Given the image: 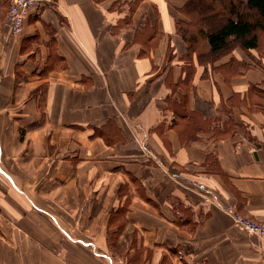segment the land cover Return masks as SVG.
Here are the masks:
<instances>
[{
  "label": "crops",
  "instance_id": "crops-1",
  "mask_svg": "<svg viewBox=\"0 0 264 264\" xmlns=\"http://www.w3.org/2000/svg\"><path fill=\"white\" fill-rule=\"evenodd\" d=\"M185 5L55 0L12 35L0 0V264H264L216 206L264 223V40L212 58Z\"/></svg>",
  "mask_w": 264,
  "mask_h": 264
},
{
  "label": "trees",
  "instance_id": "trees-1",
  "mask_svg": "<svg viewBox=\"0 0 264 264\" xmlns=\"http://www.w3.org/2000/svg\"><path fill=\"white\" fill-rule=\"evenodd\" d=\"M234 2L222 6L223 13H216L213 6L203 0H186L185 11L192 15L195 31L191 35L193 39L199 37L206 41L212 58L237 47L257 49L259 35L264 36V0ZM187 30L183 29L185 33Z\"/></svg>",
  "mask_w": 264,
  "mask_h": 264
},
{
  "label": "built area",
  "instance_id": "built-area-1",
  "mask_svg": "<svg viewBox=\"0 0 264 264\" xmlns=\"http://www.w3.org/2000/svg\"><path fill=\"white\" fill-rule=\"evenodd\" d=\"M7 3L8 27L12 35H18L21 33L24 22L32 9L53 5L55 0H7ZM204 199L211 202L207 196H204ZM216 206L219 207L235 225L264 243V223H258L240 215L230 205Z\"/></svg>",
  "mask_w": 264,
  "mask_h": 264
},
{
  "label": "rangeland",
  "instance_id": "rangeland-1",
  "mask_svg": "<svg viewBox=\"0 0 264 264\" xmlns=\"http://www.w3.org/2000/svg\"><path fill=\"white\" fill-rule=\"evenodd\" d=\"M205 3L207 4H211L214 8V11L216 13H223L222 10V6H228L230 2H234V0H203ZM235 3V2H234ZM259 41H263L264 40V36L263 35H259Z\"/></svg>",
  "mask_w": 264,
  "mask_h": 264
}]
</instances>
